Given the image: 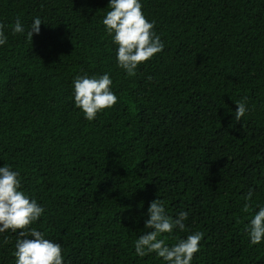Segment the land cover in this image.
<instances>
[{
	"label": "trees",
	"instance_id": "obj_1",
	"mask_svg": "<svg viewBox=\"0 0 264 264\" xmlns=\"http://www.w3.org/2000/svg\"><path fill=\"white\" fill-rule=\"evenodd\" d=\"M108 2L0 0L5 25L46 22L32 41L6 28L0 47V166L45 207L30 227L65 264H164L134 250L160 199L173 217L190 212L169 244L204 234L192 264H264L245 230L264 205V0H142L165 48L134 76L102 24ZM104 72L118 102L88 121L72 82ZM17 236L0 234V264H15Z\"/></svg>",
	"mask_w": 264,
	"mask_h": 264
},
{
	"label": "clouds",
	"instance_id": "obj_2",
	"mask_svg": "<svg viewBox=\"0 0 264 264\" xmlns=\"http://www.w3.org/2000/svg\"><path fill=\"white\" fill-rule=\"evenodd\" d=\"M107 8L109 10L102 24L113 43L118 46L117 66L128 76H134L140 64L163 51L165 43L155 31V21L145 16L142 0H109ZM42 23L46 22H42L40 16L34 17L27 29L19 17L13 25L0 22V47L8 43L6 28H11L12 35L26 33L27 39L32 41L33 33H40ZM72 83L74 105L88 121H93L98 114L118 102L109 72L77 75ZM235 103L238 106L235 119L241 120L249 111L246 98ZM261 174L264 175V170ZM252 196V191L245 196V211L249 210ZM256 208L258 210L245 225L253 245L264 241V205L257 204ZM44 214L45 207L22 189L19 170L8 164L0 166V234L8 230L18 232L14 245L15 264H65L62 245L46 238L45 233L36 227H30ZM189 215V211H180L173 217L167 213L162 200H153L147 208L145 231L134 241L135 255L144 258L154 253L162 258L164 264H192L194 254L201 248L202 232H193L171 244L167 242V238L173 236L176 230H186L185 221ZM4 242H7V237Z\"/></svg>",
	"mask_w": 264,
	"mask_h": 264
}]
</instances>
